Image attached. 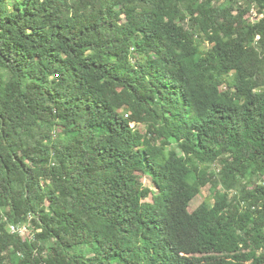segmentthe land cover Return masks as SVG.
<instances>
[{"label":"trees","instance_id":"1","mask_svg":"<svg viewBox=\"0 0 264 264\" xmlns=\"http://www.w3.org/2000/svg\"><path fill=\"white\" fill-rule=\"evenodd\" d=\"M0 264H264V0H0Z\"/></svg>","mask_w":264,"mask_h":264},{"label":"rangeland","instance_id":"2","mask_svg":"<svg viewBox=\"0 0 264 264\" xmlns=\"http://www.w3.org/2000/svg\"><path fill=\"white\" fill-rule=\"evenodd\" d=\"M250 18L251 22H255L259 20L261 17H263V14L256 10L255 8L253 10H250ZM207 43H204V46L207 47ZM133 61H135V58L133 57ZM226 86V83H225ZM133 125V123H132ZM143 131L147 130V126L145 124H140L139 126ZM173 146V145H172ZM175 146V145H174ZM38 172V171H37ZM141 180L144 183V185L152 187V181L149 176L141 175ZM210 194V184L202 187L201 192L192 199L189 210L193 211L208 195ZM147 200L151 201V197L148 198ZM33 228V225L30 224L29 228H22L21 229V234L25 237L29 236L31 234V229Z\"/></svg>","mask_w":264,"mask_h":264},{"label":"built area","instance_id":"3","mask_svg":"<svg viewBox=\"0 0 264 264\" xmlns=\"http://www.w3.org/2000/svg\"><path fill=\"white\" fill-rule=\"evenodd\" d=\"M254 9V7L253 8H251V10H253ZM12 229H14V227H12Z\"/></svg>","mask_w":264,"mask_h":264}]
</instances>
